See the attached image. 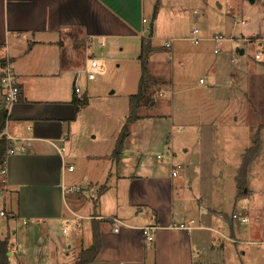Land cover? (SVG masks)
Wrapping results in <instances>:
<instances>
[{"label": "rangeland", "instance_id": "rangeland-1", "mask_svg": "<svg viewBox=\"0 0 264 264\" xmlns=\"http://www.w3.org/2000/svg\"><path fill=\"white\" fill-rule=\"evenodd\" d=\"M151 3L152 11L147 10L145 15L150 21L147 14L155 9L153 42L157 51L148 57L147 71L155 83L147 86L148 101L138 111L141 117L149 118L129 125L126 143L138 149L153 168L167 169L173 163L184 182L183 191L201 197L203 205L216 212L212 215L205 211L217 220L216 228L228 233L223 237L226 240L216 234L213 241L204 239L202 263L249 264L251 249L263 248L252 243L256 242L254 238L249 241L247 237V229L250 224L251 228L254 226L256 218L249 217L245 223L232 221L236 241L229 236L228 221L232 213L240 217L243 208L257 207L261 216L257 227H264V72L256 71L264 66V0H254L252 4L248 0H151ZM148 29L147 25L145 38ZM194 29L203 40L198 44L188 41ZM215 35L225 40L219 44L217 53L213 52L216 43L207 40ZM165 43L170 48H164ZM108 44L101 53L89 58L102 65L104 72L95 73L92 81L80 75L77 96L79 100L86 98L87 103L77 102L76 118L62 144L64 166L68 162L75 165V172L67 173L65 183L74 187L77 185L72 182L80 178L83 190L93 180L100 185L107 181L113 186L115 167L105 169L100 157L113 148L129 113L128 99L136 92L140 79L139 43ZM255 54L261 56L260 63ZM171 151L175 154L172 159ZM247 155L250 163L243 190L248 192L236 195L239 198L236 199L238 172ZM68 156L72 159L68 160ZM89 195L85 193L84 198L90 209L96 206V211L107 208L113 200L107 196L90 201ZM3 196L0 195V212L5 216H0V239L6 236L7 226L13 227L9 203L3 201ZM54 224L48 244L61 246L59 254L55 259L52 252L47 255L41 240L36 243V250L31 248L33 254L28 256V264L76 261L78 250L67 248L73 237L72 228L68 229L70 223L60 220ZM218 242L222 247L215 250ZM41 254L43 260L38 262Z\"/></svg>", "mask_w": 264, "mask_h": 264}, {"label": "crops", "instance_id": "crops-1", "mask_svg": "<svg viewBox=\"0 0 264 264\" xmlns=\"http://www.w3.org/2000/svg\"><path fill=\"white\" fill-rule=\"evenodd\" d=\"M150 3L151 0H0V61L7 58L11 63L21 97L6 111L9 118L3 131L9 149L14 151L7 157L2 173L3 201L9 203L13 227L7 226L6 236L0 240L9 238V264H28V256L41 240L46 254L52 252L55 259L61 246H51L48 241L51 228L60 220L72 224L69 251L87 249L92 243L91 221H104L100 225V253L93 264H205L201 262L204 239L213 241L215 234L226 238L228 232L216 228L217 220L205 211L212 215L216 212L206 208L201 197L183 191L184 182L172 162L167 169L153 168L126 139L118 160L110 157L115 141L111 151L100 157L105 169L115 167L113 186L93 180L83 186L84 191L80 178L75 176L73 186H80L84 193L64 196L62 192V187L67 186V173L75 172L72 163L64 166L62 145L77 115L75 102L79 98L73 91L74 77L108 43L127 41L140 45V40L146 39L143 34L147 25V38L157 47L153 42L155 9L147 14L150 21L145 15L147 10L152 11ZM256 71L264 72V66ZM2 95L0 85V110ZM146 118L149 117L138 113V120L132 124ZM174 156L171 151V159ZM156 161L161 162L157 157ZM68 166L73 167V172L66 171ZM237 192L235 197L239 199ZM85 193L90 194V201L107 196L113 200L107 208L96 211L95 205L90 209ZM258 214L257 207H249L243 208L240 216L246 221L256 218L254 226L250 224L247 229V237L263 247L251 249L249 264H264V227H257L261 217ZM232 221H228V231L236 241ZM147 227L152 228V242H147L142 233ZM221 247L218 242L215 250ZM42 257L43 254L38 256V262Z\"/></svg>", "mask_w": 264, "mask_h": 264}, {"label": "trees", "instance_id": "trees-1", "mask_svg": "<svg viewBox=\"0 0 264 264\" xmlns=\"http://www.w3.org/2000/svg\"><path fill=\"white\" fill-rule=\"evenodd\" d=\"M150 31V30H149ZM140 51L139 56L137 57L139 61V68H140V79L137 84V90L134 95H131L128 99V115L125 118L123 126L121 127V131L119 132L115 144L114 149L110 155L112 160H118L122 151H123V143L125 139L129 135V125L134 123L138 120V111L142 107L143 102H147L145 90L148 85L155 83L153 77L149 76L147 71V64H148V57L155 53L157 49L152 46V43L149 41V38H142L140 40ZM161 50L160 48H158ZM163 49V48H162ZM4 60L0 61V71L2 72ZM77 102L81 105H85L87 103L86 98L81 100H76L75 108H77ZM8 115L4 110H0V189L3 186L1 184L2 173L4 172L5 166V156L7 153V149L10 148L9 141L4 134L5 124L8 120ZM253 154V152L251 153ZM241 167L238 172L239 184H238V192L237 195L245 194V173L249 161V155H247L242 160ZM242 185V186H241ZM104 221H100L98 219H93L91 221V234H92V243L91 245L85 250H79L78 255L76 257V261L72 264H93L96 260L98 254L100 253L101 249V236H100V225ZM9 249H10V242L9 238L0 240V264H9Z\"/></svg>", "mask_w": 264, "mask_h": 264}, {"label": "built area", "instance_id": "built-area-1", "mask_svg": "<svg viewBox=\"0 0 264 264\" xmlns=\"http://www.w3.org/2000/svg\"><path fill=\"white\" fill-rule=\"evenodd\" d=\"M144 22V20L142 21ZM242 25L246 24V22H242ZM149 32V30H148ZM197 30H192L191 32V38L188 40L191 43L194 44H198L199 42L203 41L200 38L197 37ZM207 40L213 41L216 43V47L213 50L214 53L218 52V46L221 42L225 41L222 37H220L219 35H215ZM244 41H248V40H244ZM164 48H170V44L169 43H165L163 45ZM255 60L259 61L261 59V56H259L258 54H255ZM3 68H2V73H1V77H0V85H1V90H2V107L5 112L8 111L12 106H14L15 104H17L18 102H20V88L18 87V83L17 80L15 79V76L13 74V70L11 67V63H9V60L7 58L3 59ZM89 63L88 65L81 71H78L75 75V79H74V84H73V91L75 94H79L80 90L77 86V82L79 80L80 75H84L85 78L87 79V81H92L95 79V73H103L104 72V67L102 65H100L97 61H95L94 59H88ZM202 80H200L199 82L201 83ZM7 113V112H6ZM7 153L5 156V162L8 156L13 155L14 151L11 149H7ZM157 160H161L160 157H157ZM179 168V166L177 167V169ZM66 171L68 172H73V167L72 166H68L65 168ZM176 173L173 172L172 176H175ZM4 180L3 177L1 178V184L3 185ZM4 185L1 187L0 189V195H4ZM62 192L64 194V196H75V195H79L82 192V189L79 186H74V187H70V186H63L62 187ZM0 216H3L2 213H0ZM77 218V217H76ZM232 220H239L240 223H245L246 219L244 218H240L239 216H237L236 214H232L231 217ZM69 224V223H68ZM182 227V225L180 226ZM72 228V224L70 223L69 225V229ZM152 228H145L143 230V235L144 238L147 242H152L153 240V235L151 233ZM63 233L66 232L65 229L62 230Z\"/></svg>", "mask_w": 264, "mask_h": 264}, {"label": "water", "instance_id": "water-1", "mask_svg": "<svg viewBox=\"0 0 264 264\" xmlns=\"http://www.w3.org/2000/svg\"><path fill=\"white\" fill-rule=\"evenodd\" d=\"M248 2L250 3V4H252L253 2H254V0H248ZM243 52L242 51H240V54H242Z\"/></svg>", "mask_w": 264, "mask_h": 264}]
</instances>
